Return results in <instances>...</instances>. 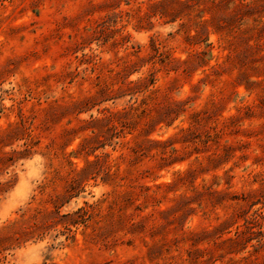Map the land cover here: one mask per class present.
<instances>
[{"label": "rangeland", "instance_id": "obj_1", "mask_svg": "<svg viewBox=\"0 0 264 264\" xmlns=\"http://www.w3.org/2000/svg\"><path fill=\"white\" fill-rule=\"evenodd\" d=\"M210 4L0 0V264H264V0Z\"/></svg>", "mask_w": 264, "mask_h": 264}, {"label": "trees", "instance_id": "obj_2", "mask_svg": "<svg viewBox=\"0 0 264 264\" xmlns=\"http://www.w3.org/2000/svg\"><path fill=\"white\" fill-rule=\"evenodd\" d=\"M174 1H178L182 5H186L187 7H189V9L198 8L199 12H202L203 10H200L199 6L203 4L205 0H174ZM208 1H211L210 5H212V3L215 2V0H208ZM198 17L202 18V15H198ZM208 22H209V19H201V22L199 23L204 26ZM199 35H200V29H196L195 37H199ZM207 39L208 38L205 37L204 39H201L200 41L207 40ZM229 240L233 242H237V238H229Z\"/></svg>", "mask_w": 264, "mask_h": 264}]
</instances>
